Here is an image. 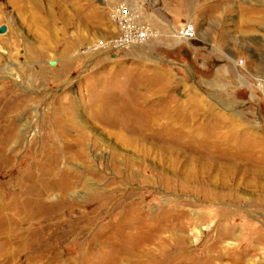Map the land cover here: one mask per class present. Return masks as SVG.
Listing matches in <instances>:
<instances>
[{
    "label": "rangeland",
    "instance_id": "374dc122",
    "mask_svg": "<svg viewBox=\"0 0 264 264\" xmlns=\"http://www.w3.org/2000/svg\"><path fill=\"white\" fill-rule=\"evenodd\" d=\"M116 1L0 0V264H264V0Z\"/></svg>",
    "mask_w": 264,
    "mask_h": 264
},
{
    "label": "built area",
    "instance_id": "2783aa9c",
    "mask_svg": "<svg viewBox=\"0 0 264 264\" xmlns=\"http://www.w3.org/2000/svg\"><path fill=\"white\" fill-rule=\"evenodd\" d=\"M111 17L120 29V36L116 39L117 47H125L142 44L149 35V29L139 25L129 3L125 0L116 1L111 6ZM176 37L187 42L196 37V29L193 23H185L176 33Z\"/></svg>",
    "mask_w": 264,
    "mask_h": 264
},
{
    "label": "bare ground",
    "instance_id": "6f19581e",
    "mask_svg": "<svg viewBox=\"0 0 264 264\" xmlns=\"http://www.w3.org/2000/svg\"><path fill=\"white\" fill-rule=\"evenodd\" d=\"M262 87L264 88V81L262 80ZM259 158H261V157H259ZM262 158H263V156H262ZM262 160V159H261ZM260 161V160H259ZM196 162V161H195ZM260 163H258V165H259ZM262 164V163H261ZM202 166V165H201ZM204 166V165H203ZM261 166V165H260ZM200 167V166H199ZM198 167V168H199ZM208 167V166H207ZM236 166L234 165V166H232V167H228L227 169H226V172H227V175L225 176V177H227L228 175L229 176H232V175H234L233 174V170H235L236 168H235ZM262 167V166H261ZM211 168V167H210ZM214 169V168H213ZM202 170V169H201ZM215 170V169H214ZM196 171H197V169H196ZM248 171V170H247ZM249 172V171H248ZM194 173V172H193ZM197 173V172H196ZM207 174H209V177L210 178H212V174L210 173V171H208V173ZM254 174V173H253ZM254 175H257V176H255V177H257V179H258V181L261 183V187H263L264 188V173L263 172H258V174H254ZM228 176V177H229ZM245 178V177H244ZM219 180H222L221 178H218ZM217 179V180H218ZM224 182H225V180H223ZM246 181V180H245ZM257 182V181H256ZM259 183V184H260ZM263 183V184H262ZM238 185H239V183H238ZM240 186V185H239ZM255 186V185H254ZM251 187H252V185H251ZM255 191V190H254ZM260 191V190H259ZM263 191V190H262ZM5 225V224H4ZM199 232V231H198ZM221 241V240H220ZM230 244V243H229Z\"/></svg>",
    "mask_w": 264,
    "mask_h": 264
},
{
    "label": "water",
    "instance_id": "95a60500",
    "mask_svg": "<svg viewBox=\"0 0 264 264\" xmlns=\"http://www.w3.org/2000/svg\"><path fill=\"white\" fill-rule=\"evenodd\" d=\"M5 30H6V28H5V27H2V28L0 29V32H5Z\"/></svg>",
    "mask_w": 264,
    "mask_h": 264
}]
</instances>
